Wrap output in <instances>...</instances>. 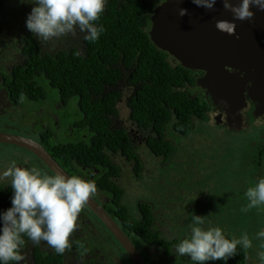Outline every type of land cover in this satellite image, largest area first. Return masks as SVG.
Here are the masks:
<instances>
[{
	"label": "flooded vegetation",
	"instance_id": "af4514ba",
	"mask_svg": "<svg viewBox=\"0 0 264 264\" xmlns=\"http://www.w3.org/2000/svg\"><path fill=\"white\" fill-rule=\"evenodd\" d=\"M91 1L92 7H100L102 4L101 0ZM38 2H41V4H38ZM25 3H28V5H25ZM37 11L44 14L42 20L36 15ZM20 22L23 23L22 28ZM78 24H81V22H78ZM79 34L80 28L73 19L68 18L66 25H57L53 21L49 0H0V133L32 139L43 146L51 156L52 154L47 146L53 141L71 144L80 135L83 139H86L85 131L87 129L78 127L82 122L80 118L73 122L67 121L65 108L71 99L63 100L60 95L57 100L48 103L43 114L38 110L34 112L35 117L41 119V121L44 120L40 124V130L35 129L33 123L31 125L22 124L20 127L17 118L26 114L25 102L43 100L46 94L44 93L36 98L27 95L17 98L13 87L9 84V80L14 81L21 78L14 76V71H17L16 68L26 66L29 57L27 49L29 47L32 52L44 55H54L61 50L70 52L73 49L81 54L83 46L77 41ZM58 36H60L59 39H57ZM7 61L11 63L8 64ZM259 71L261 76L257 75L256 78L254 77L255 79L246 83V90L242 96L244 101L240 105L241 107L237 106L238 109L234 112L227 111L222 102L214 103L210 96L205 94V90L198 86L203 77L202 72H194V84L188 86V91L190 90L193 96H202L208 103V109L202 119L206 124H204L203 129L198 128L200 130L197 132L205 134L207 129L215 126L214 128L223 130L225 135H228V139L234 140L235 145H241V142L249 145V141L256 142L257 146H253V149L249 148L251 152H245V158L249 163L248 167H246L248 163L245 160L242 162L236 158L237 161L233 162L230 158L228 161L227 158L225 159V166H229V171L226 169L224 174L232 176L236 173L244 176L246 179L242 186L247 189L250 184H254L263 175L264 155L261 167L258 166V162L261 150L264 148V61H261ZM131 89L132 87L129 86L125 89L127 91L125 95L127 106L129 105ZM251 96H255L257 99H253ZM227 100L228 104L237 105L239 103L236 99L227 98ZM118 116L115 121L111 122V128L124 130L133 150L139 156L145 153L147 151L145 142L151 133L145 135L143 129H140V136H136L137 131L134 128L137 125L134 121V123L131 121V117L121 119ZM211 119L213 123L210 124ZM126 122L129 123V127ZM75 128L78 131H75ZM195 129L197 130V128ZM257 132L259 134L263 132L261 138L255 135ZM61 139L66 140L62 142ZM222 150L219 149L218 151L222 152ZM252 152L256 154L253 156ZM248 153L249 155H247ZM108 155L111 162L117 168H120L118 176L112 179L118 187L124 190L122 203H128L124 202L127 193L121 185V181L126 174L124 171L126 167H129L131 176L133 175L137 180L145 183L143 189L147 191V194L137 198V210H131V216L137 218L140 215V201L149 203L152 209L153 230L160 238L173 241L179 237H186L191 240L190 247H173L170 253L163 254L164 251L151 248L142 240L137 239L135 235H129L123 224L110 216L128 236L147 264H153V260L161 264H171L172 260H175L177 264H179V260L180 264H207L205 260L203 262L199 261L202 249L224 247V244L233 242L241 243L248 250L247 256L239 262L235 261L233 264H264L263 239L256 241L250 237V240H248V235L232 239L228 238L224 231L222 233L217 228L210 227L216 219L213 213L214 209H212L213 202L208 200L198 201L194 204L195 207L192 208L194 210L193 215L186 214L185 211L190 208L182 209L180 197H177V192L171 190V187H174L173 185L161 192L162 198L158 189H156L157 198L150 196L153 175L149 174L165 175L162 170L160 172H157V170L155 172L145 171V173L143 162L142 169L137 175L134 171L135 165L133 162L120 152H108ZM119 159L123 161L121 162ZM186 159H193L194 161L180 162V168L182 169L180 179L186 176L197 178L198 174L200 177L203 175L207 178V182L212 181L206 171V166L212 162L210 158L199 155L197 157H186ZM54 160L75 179L97 204L106 210L109 202L108 196L95 184V180L101 174L98 169L82 167L79 171L73 173L72 171L69 172V168H64L59 160L56 158ZM212 160L214 164L218 161L215 158H212ZM24 168L26 171H22ZM157 168H159L158 165ZM8 173L17 175L11 178L10 175L12 174ZM218 173L215 169L212 177ZM23 180L27 183L34 181L38 184L42 182L38 205L34 206V199L29 193L24 195L20 192L19 182ZM16 185L18 194L30 203L38 222L36 227L25 228L21 233L16 230L15 225L0 229L3 233L0 234L1 250L7 258L11 259V264H134L130 256L98 217L72 189L56 177L40 158L22 147L0 142V192H7L10 186ZM34 194L36 193L34 192ZM155 194L151 192V195ZM171 198L173 201L169 202ZM175 200L179 201L178 204H175ZM219 209L221 208L218 207ZM175 210L178 212H175ZM75 218H77V221H74ZM259 219L264 225V213H261V211ZM192 222L202 223H199L200 227L194 230V225H191ZM205 231L212 232V238L207 242L198 241L195 238V233H204ZM26 238H28V241L25 242ZM250 241L253 246L249 245ZM53 257H56L59 263H55L52 260ZM227 264H232V260Z\"/></svg>",
	"mask_w": 264,
	"mask_h": 264
},
{
	"label": "trees",
	"instance_id": "16d2710c",
	"mask_svg": "<svg viewBox=\"0 0 264 264\" xmlns=\"http://www.w3.org/2000/svg\"><path fill=\"white\" fill-rule=\"evenodd\" d=\"M49 1L52 19L57 25H66L68 18L77 22L80 28L77 41L83 46V55L76 49L44 55L32 52L29 47L26 66L14 71V76L21 78L9 80L15 96H42L45 91L40 83L45 80L58 89L63 100L75 97L82 121L78 127L87 129V137L83 139L80 135L71 144L51 142L47 147L52 156L64 168H69V172H77L82 167L100 171L95 184L108 196L106 210L123 224L129 235H135L151 248L164 251L163 254L170 253L173 247H190L189 238L168 241L158 236L153 230L149 203L140 201V215L137 218L131 216V209L122 203L124 190L112 179L118 176L120 168L111 162L108 155V152H120L133 162L134 171L139 175L143 166L141 155L133 150L124 130L110 126L118 116L117 104L127 86L132 87L128 101L132 121L139 128L152 132L145 142L147 153L161 160L157 164L159 170L170 177L173 175L168 174L169 171L175 170L172 158L179 152L171 139L172 134L191 137L196 131L194 120L203 119L208 109V103L202 96L195 97L188 91V86L194 84V72L183 68L150 40V16L156 2L161 1L101 0L100 7H92L91 0ZM263 155L264 148L260 153L259 167ZM16 187L10 186L7 192H0V229L15 225L21 233L25 228L36 227L38 220L30 203L20 197ZM172 201L171 198L169 202ZM185 213L193 215V209H187ZM237 225L224 226L227 227L223 231L228 238L247 235ZM0 234L3 233L0 231ZM1 245L0 240V264H11ZM224 245L202 249L199 261L227 264L232 260L233 264L248 254L247 247L241 243ZM52 260L59 263L56 257ZM152 262L161 264L155 260Z\"/></svg>",
	"mask_w": 264,
	"mask_h": 264
},
{
	"label": "water",
	"instance_id": "95a60500",
	"mask_svg": "<svg viewBox=\"0 0 264 264\" xmlns=\"http://www.w3.org/2000/svg\"><path fill=\"white\" fill-rule=\"evenodd\" d=\"M151 42L183 68L202 72L198 86L214 103L236 111L246 83L261 76L264 0H164L150 16ZM255 77V78H254ZM236 99L237 105L228 104ZM257 99L255 96H251ZM232 106V107H231ZM0 142L31 151L72 189L120 243L134 264H147L128 236L54 158L32 139L0 133ZM262 183L264 190V162Z\"/></svg>",
	"mask_w": 264,
	"mask_h": 264
},
{
	"label": "rangeland",
	"instance_id": "374dc122",
	"mask_svg": "<svg viewBox=\"0 0 264 264\" xmlns=\"http://www.w3.org/2000/svg\"><path fill=\"white\" fill-rule=\"evenodd\" d=\"M160 1L162 2L163 0ZM38 4H41V2H38ZM158 4H160V2ZM158 4L156 2V5ZM25 5H28V3H25ZM36 15L40 17V20H42L41 18L42 16H44V14H41L38 11L36 12ZM20 23V27L22 28L23 23ZM59 38L60 36L57 37V39ZM7 63L10 64L11 62L7 61ZM40 84L44 88L46 94L45 98L43 100L39 99L36 101L25 102L26 114L21 116L20 118H17L20 127L22 124L31 125L33 123L35 124V129L40 130V124L44 120L41 121V119L35 117L34 112L38 110L41 112V114H43L46 111L48 103L52 100H57L59 97V91L57 88L52 87L49 83H46L45 80L41 81ZM126 93L127 91L125 90V92L121 96L122 99H120L117 104L119 110L118 117L121 119H126L128 118V116L130 117L129 107L125 103ZM70 99L71 100L68 102L65 108V113L67 114V121L73 122L81 118V114L77 105V99L75 97H71ZM115 120L116 118L113 121ZM194 123L197 130L191 137L183 138L178 134H172L171 139L179 149V152L172 158V163L175 164V170L173 169L168 173L172 174L173 176L170 177L167 175H158L156 173L149 174L153 175V178L151 179L152 184L150 186V189H152L151 192L152 194L156 193L155 195H151L150 192V196H154L155 198H157L158 194L156 189H158V192L162 198L161 192L167 190L170 186L173 185L174 187H171V190L173 192H177V197H180L182 201V209L194 208V204H196L198 201L202 202L208 200L213 202L212 209H214L213 213L215 214L216 219L213 223H211L210 227L217 228L218 231H223L227 228L224 227L225 225L230 226L231 224L236 223V225L238 224L237 226H239V228H242L247 235L251 236L253 239H259L255 236H261L260 225L257 220L259 219L260 211L261 213H264V206H262L264 205L262 179L258 178L254 182V184H250L247 189L240 185L245 182L246 178L244 176L236 173H234L232 176H230L229 174H224L226 172V169L227 171H229V166H225V159L227 158L228 161L230 158L233 160V162H236L237 160H241L243 162L245 160V162L248 163V160L245 158V152H251L249 148L253 149V146H257L256 142L249 141L251 146L245 142H241L242 146L235 145L234 140L228 139V135L226 136L223 130H218L214 128L215 126H212L205 131V134H200V132H197L198 130H200L198 128L203 129L206 122H203L202 119H195ZM209 123H213L212 119L209 121ZM126 124L129 127V123L126 122ZM140 129L142 128H139L137 126L134 128V130L137 131L136 136H140ZM75 131H78L77 128H75ZM143 131L145 135L152 133L151 130L143 129ZM262 134L263 132H261V134L257 132L255 135L258 137L260 136L261 138ZM65 140L66 139H61L60 141L63 142ZM219 149H223L222 152H219ZM255 154V152H252L253 156ZM199 155L204 157L206 156L211 159L212 162L210 165L206 166V171L207 174H209L210 178H212V181L207 182V178H205L203 175H201L200 177L198 174L197 178H195L194 176H186L181 178L179 181V175L182 171V169L180 168V162L187 163L188 160L192 159H186V157H197ZM247 155H249V153ZM140 157L142 158V161L145 165L144 172H155L156 170L157 172L161 171L159 170V168L156 169L157 164L161 161L160 159L156 160L155 157H151V155H148L147 151L146 153L141 154ZM211 157L215 158L218 161L214 164V161ZM236 158L237 160H235ZM122 161L123 160H121V162ZM22 165L25 166L23 163ZM153 166L155 167V170ZM248 166L249 163L246 165V167ZM215 169L219 172V175L214 174L215 176L212 177L213 171ZM22 171H26V169L24 168V170ZM124 171L126 174L121 181V185L125 189V193H127V195L125 194L124 202H128L125 204L128 205V207L132 211H136V203L138 202L137 198L141 195L147 194V191L143 189L145 183L137 180L133 175L131 176L129 173V167H126ZM8 174H12L10 175L11 178H14V176L17 175L15 173ZM41 184L42 182L38 184L34 181L27 183L24 180L19 182L20 192H22L24 195L29 193L34 199V206L39 204V194L42 191V189L40 188ZM178 185H180V187H178ZM34 192L36 194H34ZM178 202L179 201H177V204ZM218 207L221 208V211L218 210ZM174 209H176V207H174ZM175 211L178 212L177 210ZM74 221H77V218H75ZM199 223L202 222H192L191 225H194V230L200 227L198 225ZM212 234L213 233L210 231H205L204 233L196 232L195 238L198 241L207 242L210 238H212ZM247 238L248 240H250V237ZM249 245L253 246L251 241L249 242ZM171 264H177V262L175 260H172Z\"/></svg>",
	"mask_w": 264,
	"mask_h": 264
},
{
	"label": "crops",
	"instance_id": "0c3cea01",
	"mask_svg": "<svg viewBox=\"0 0 264 264\" xmlns=\"http://www.w3.org/2000/svg\"><path fill=\"white\" fill-rule=\"evenodd\" d=\"M263 193H264V190H263ZM257 221L260 225L261 236L260 235L255 236L256 238H259V239H254V240H256V241L261 240V239L264 240V225L260 222V219H258ZM249 237H251V236H249Z\"/></svg>",
	"mask_w": 264,
	"mask_h": 264
}]
</instances>
